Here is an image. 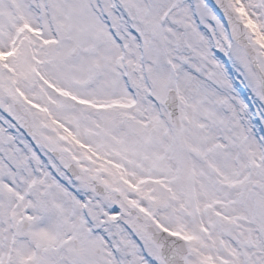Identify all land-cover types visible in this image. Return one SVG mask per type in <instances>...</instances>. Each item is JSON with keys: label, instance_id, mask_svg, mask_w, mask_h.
<instances>
[{"label": "snow or ice", "instance_id": "obj_1", "mask_svg": "<svg viewBox=\"0 0 264 264\" xmlns=\"http://www.w3.org/2000/svg\"><path fill=\"white\" fill-rule=\"evenodd\" d=\"M0 264H264V0H0Z\"/></svg>", "mask_w": 264, "mask_h": 264}]
</instances>
